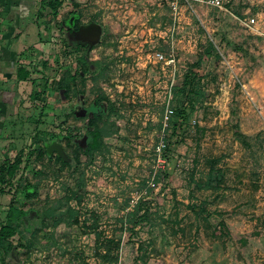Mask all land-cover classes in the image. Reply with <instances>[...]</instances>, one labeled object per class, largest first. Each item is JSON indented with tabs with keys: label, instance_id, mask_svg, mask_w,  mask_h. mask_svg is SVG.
Returning a JSON list of instances; mask_svg holds the SVG:
<instances>
[{
	"label": "rangeland",
	"instance_id": "374dc122",
	"mask_svg": "<svg viewBox=\"0 0 264 264\" xmlns=\"http://www.w3.org/2000/svg\"><path fill=\"white\" fill-rule=\"evenodd\" d=\"M40 1L13 50L30 79L0 82L13 94L0 115V163L21 159L0 183V225L10 204L31 211L11 239L30 247L1 251L0 264H264V38L238 22L264 23V0L182 8L172 38L168 0H57L56 11ZM74 24L92 26L95 40L79 43ZM157 52L174 63L156 62ZM79 59L86 72L66 97L58 83ZM96 116L117 132L104 140L108 152L76 168ZM53 144L63 157L48 154ZM27 185L37 197L24 199ZM60 202L79 226L44 217L42 229L40 216ZM110 239L118 248L103 261Z\"/></svg>",
	"mask_w": 264,
	"mask_h": 264
},
{
	"label": "trees",
	"instance_id": "16d2710c",
	"mask_svg": "<svg viewBox=\"0 0 264 264\" xmlns=\"http://www.w3.org/2000/svg\"><path fill=\"white\" fill-rule=\"evenodd\" d=\"M40 5L42 7H49L56 11L61 6V2L57 0H41ZM56 13V12H55ZM212 51V50H211ZM209 51V53L211 52ZM84 59H79L77 63V67H79V70L76 71V75H72L71 72L66 71V76L63 80H60L58 83V87L60 90L64 91V94L66 97L68 96L70 90H71V82L75 81V77H81L83 72H86V68L84 67ZM80 64V65H79ZM31 73L24 67L17 66L15 70V80L17 82H25L30 79ZM95 81L97 80L94 79ZM191 84V83H190ZM191 87V86H190ZM99 92L95 93L94 97L98 103H104L107 102L108 105H110V111L113 113V106L110 104V100L107 98V96L98 89ZM199 95V93H197ZM33 99L38 98V94L33 92L32 95ZM174 113V111H173ZM110 113H109V115ZM88 128L91 129V134L89 136V142L86 144V148L81 153L80 156L75 157V167L78 168L80 165L84 162H89L94 158L96 155H103L104 153L108 152L107 145L105 144L104 140L113 134L117 132V127L115 124L109 123L107 120H102L101 116H96L95 119H92L90 121V124ZM166 148V146H165ZM41 155V152H40ZM58 162L60 161L59 158L56 159ZM21 165V159L16 158L12 163H8L7 160L1 161L0 163V183L3 182V178L7 177L9 179L13 178L18 171L19 167ZM75 168V169H76ZM158 177H156L153 181L154 183L158 182ZM206 186H209V182L206 183ZM24 193V199L29 200L32 197H37L39 194V190L37 187H30L29 185L25 186L23 188ZM140 203L137 204L134 208V211L130 213V216H134L136 212L140 209ZM60 208L59 209H47L45 210L41 218V228L47 229L46 224L43 221L44 217H48L53 219V228H57L58 226H66V227H73V226H79V218H78V212L76 209L68 206L64 208L63 204L60 202ZM26 207L23 205L22 207H15L13 204H10L8 208V212L6 214V221L3 225H0V252L2 251L4 255L8 256L14 251L17 250H23L24 248H28L30 246L28 245H22L19 244L18 246L12 245L11 239L14 238L16 235H18L23 222L29 217L31 211H28L25 209ZM134 228V225L133 227ZM93 231L96 229V225L92 227ZM97 239L100 237V233H95ZM98 243V240L96 241ZM118 242H115L113 240H107L105 245H103L102 254H99L101 257V260L105 261L107 260V257L111 254L112 246L115 245L116 249L118 248ZM25 250V249H24ZM13 255V254H12ZM4 256V257H5ZM12 257V256H11ZM14 259V258H13ZM1 264H10L6 262L4 259H2Z\"/></svg>",
	"mask_w": 264,
	"mask_h": 264
},
{
	"label": "crops",
	"instance_id": "0c3cea01",
	"mask_svg": "<svg viewBox=\"0 0 264 264\" xmlns=\"http://www.w3.org/2000/svg\"><path fill=\"white\" fill-rule=\"evenodd\" d=\"M35 4L34 0H0V82L4 80L8 82L7 77L15 79L13 73L8 71L14 66L16 70L18 66V61L14 62L13 50L17 45L16 42L22 40L21 36L24 32L22 33L21 27L24 21L31 16V8ZM7 88L0 84V115H4L6 112L9 106L7 99L9 96L12 98L13 95L12 91H8Z\"/></svg>",
	"mask_w": 264,
	"mask_h": 264
},
{
	"label": "built area",
	"instance_id": "2783aa9c",
	"mask_svg": "<svg viewBox=\"0 0 264 264\" xmlns=\"http://www.w3.org/2000/svg\"><path fill=\"white\" fill-rule=\"evenodd\" d=\"M223 1L224 0H168V8L171 13V25L169 27V32L171 38L174 34L176 24L178 22V18L182 8L193 10L195 5L210 7L214 9H223ZM239 25L246 31H248L253 36L258 38H264V23L260 21L257 16H250L246 19H238ZM171 44H173L171 42ZM156 62H164L167 65L173 64L174 59L172 55H169V58H165L161 53L157 52L153 56ZM171 100L169 99L166 103L165 110H164V126H167V121H169L170 117L173 114V110L171 107ZM163 130H165L163 128ZM165 140L163 137L159 140L156 145L155 153L157 157V162H162V155L161 152L165 149Z\"/></svg>",
	"mask_w": 264,
	"mask_h": 264
},
{
	"label": "water",
	"instance_id": "95a60500",
	"mask_svg": "<svg viewBox=\"0 0 264 264\" xmlns=\"http://www.w3.org/2000/svg\"><path fill=\"white\" fill-rule=\"evenodd\" d=\"M95 36H96L95 29L90 25L80 26L78 30L75 32V38L82 45L92 43L95 40ZM52 150L53 151L56 150L59 154V157H63L61 156L62 154H61L59 145L53 144V145L47 146L48 154H51Z\"/></svg>",
	"mask_w": 264,
	"mask_h": 264
},
{
	"label": "flooded vegetation",
	"instance_id": "af4514ba",
	"mask_svg": "<svg viewBox=\"0 0 264 264\" xmlns=\"http://www.w3.org/2000/svg\"><path fill=\"white\" fill-rule=\"evenodd\" d=\"M82 26V25H76L74 24L73 28H72V31L71 32H76L78 30V28ZM77 115L79 116H83V115H90L91 113L88 112V110L86 109H83V108H77V111H76ZM93 119V117L87 121V124H86V127L88 128L89 124H90V121Z\"/></svg>",
	"mask_w": 264,
	"mask_h": 264
}]
</instances>
